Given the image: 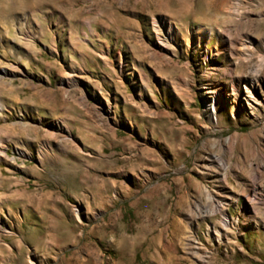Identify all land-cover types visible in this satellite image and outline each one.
<instances>
[{
	"label": "rangeland",
	"instance_id": "rangeland-1",
	"mask_svg": "<svg viewBox=\"0 0 264 264\" xmlns=\"http://www.w3.org/2000/svg\"><path fill=\"white\" fill-rule=\"evenodd\" d=\"M0 264H264V0H0Z\"/></svg>",
	"mask_w": 264,
	"mask_h": 264
},
{
	"label": "bare ground",
	"instance_id": "bare-ground-1",
	"mask_svg": "<svg viewBox=\"0 0 264 264\" xmlns=\"http://www.w3.org/2000/svg\"><path fill=\"white\" fill-rule=\"evenodd\" d=\"M168 34L170 35L171 34V31L168 32ZM215 98H213L212 100H210L208 103H206V107L208 108V112L210 114V116L212 117H215L216 115V110H215Z\"/></svg>",
	"mask_w": 264,
	"mask_h": 264
}]
</instances>
